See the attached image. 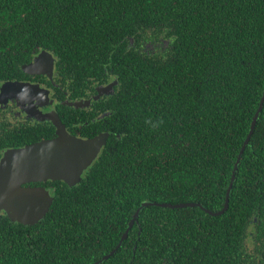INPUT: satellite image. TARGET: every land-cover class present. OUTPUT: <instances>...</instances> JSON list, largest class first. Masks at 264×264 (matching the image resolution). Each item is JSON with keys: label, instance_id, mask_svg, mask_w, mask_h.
Segmentation results:
<instances>
[{"label": "trees", "instance_id": "1", "mask_svg": "<svg viewBox=\"0 0 264 264\" xmlns=\"http://www.w3.org/2000/svg\"><path fill=\"white\" fill-rule=\"evenodd\" d=\"M80 1L0 0V81L56 45L71 89L117 81L110 139L41 221L44 247L1 248L0 264H264V106L240 157L264 95V0H131L119 16ZM127 37L168 48L144 58ZM79 219L81 253L56 248Z\"/></svg>", "mask_w": 264, "mask_h": 264}, {"label": "flooded vegetation", "instance_id": "2", "mask_svg": "<svg viewBox=\"0 0 264 264\" xmlns=\"http://www.w3.org/2000/svg\"><path fill=\"white\" fill-rule=\"evenodd\" d=\"M101 1L81 0L79 4L81 6L85 5L89 9H98L104 6ZM103 1L107 3V6L111 5L116 12L117 9L128 8L131 2V0ZM113 31L125 35L133 32L140 33L139 30H135L132 27L129 28L127 25L114 27ZM126 40H128V47L136 48L144 58H150L158 51L164 53L166 48H168L166 47V42L161 39L156 43L153 40L145 41L141 46L137 44L135 39L132 40L131 37H127ZM58 48L59 46L56 45L53 51L41 50L39 53L33 51L31 60L28 63L22 64L19 70H14V74L11 77L0 81V166L9 153L19 151L43 141L55 139L58 136L57 127L52 120L57 116L60 118L68 133L73 136L87 140L101 134H109L108 141L110 139L111 132L106 130L107 125L110 129L109 123L113 116L111 109L113 103L110 99L112 97L107 95H102L99 99H95V97L99 95V87L108 86L115 81H110L104 85L97 84L94 88H89L85 84V90L71 89L73 87L71 78L67 74V71L60 67L76 63V61L71 60L69 62L68 60H63L64 58L61 56L62 54ZM43 52L49 54L44 55L43 62L45 65L36 67L34 71H30L31 73L28 72L25 68L36 62ZM49 60H53V69L51 68L52 77H49L47 74L50 71ZM76 103H82L83 105L88 103V106L77 108L74 106ZM106 145L101 150L100 155ZM91 167L85 171L83 177ZM18 183L21 182L18 180L8 182L7 189H11V184ZM75 187L77 185L70 186L64 181L37 180L21 183L19 190L22 192L27 190L32 192L40 191L49 194L53 199L49 210L50 212L57 196L60 197L61 194L65 193L63 198L71 197L72 195L70 193ZM42 220L32 225L16 222L12 220L7 211H1L0 227L2 231H7V233L0 235V249L11 247L14 251L18 248L22 252L27 248L29 251L32 248H35L37 251L41 250L45 245L43 242V231L45 227L40 224ZM82 223H84L83 226L80 225ZM134 223L135 221H132L128 225L129 230L133 228ZM87 224L89 222H84L81 219L72 222L69 230L73 232V235L67 239L61 238L55 241L56 248L70 249L74 252L81 253L80 249L84 247V243L87 240H83V236H74V234L85 231L89 235ZM117 249L114 251L116 252ZM132 249L135 255L138 249L137 240L132 243ZM87 254L88 252L84 256ZM6 255L14 256L11 252L8 253L0 250V256Z\"/></svg>", "mask_w": 264, "mask_h": 264}, {"label": "water", "instance_id": "3", "mask_svg": "<svg viewBox=\"0 0 264 264\" xmlns=\"http://www.w3.org/2000/svg\"><path fill=\"white\" fill-rule=\"evenodd\" d=\"M46 54L49 55L43 52L36 62L25 69L30 72L34 71L38 66H44L43 59ZM49 63L50 71L47 74L49 77H52L53 60H49ZM116 85L117 81L108 86L99 87V95L95 99H99L102 95L113 94ZM87 104L76 103L74 106L79 108L88 106ZM263 106L264 95L258 112L254 117L250 133L240 153V157L244 154L246 147L251 141ZM52 121L57 127L58 136L55 139L43 141L19 151L9 153L0 166V212L3 210L7 211L13 221L30 225L38 223L47 215L53 202V199L47 193L40 191L32 192L30 190L20 191L21 183L37 180H55L64 181L70 186H75L82 181L85 171L94 164L101 150L107 144L109 134H101L92 139L84 140L68 133L58 116ZM14 180H18L21 183L11 184V189L8 190V182ZM231 191L232 185L228 190L227 202L222 211L213 213L206 210V212L214 217L223 215L229 208ZM147 206L166 205L156 203H145L142 205L144 208ZM186 206L194 207L195 204L188 203ZM139 213L140 211L137 212V216ZM127 238L128 232L123 236L121 244ZM114 253L112 252L105 259L114 255Z\"/></svg>", "mask_w": 264, "mask_h": 264}]
</instances>
